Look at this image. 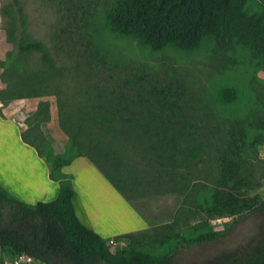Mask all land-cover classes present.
<instances>
[{"label":"rangeland","instance_id":"rangeland-1","mask_svg":"<svg viewBox=\"0 0 264 264\" xmlns=\"http://www.w3.org/2000/svg\"><path fill=\"white\" fill-rule=\"evenodd\" d=\"M112 1L0 0V115L13 121L20 133L45 156H55L64 151L68 137L58 125L59 102L53 94L24 96L25 88L37 79L48 91H58L62 105L69 110L84 100L87 102L86 92L90 93L91 104L100 101L107 108L110 103L104 98H94L93 92L147 94L152 91L162 98L160 102L170 111L171 125L179 131L175 142L184 153H174L173 170L165 161L160 168L147 150V146L155 144L150 136L132 142L102 134L98 144L100 152L107 153L101 168L117 165L119 175L108 171V177L150 221L151 228L158 229L177 219L176 231L191 234L193 227L204 220L203 214L191 218L188 211H194V199L208 197L216 186L219 159L226 152L229 129L236 122L243 129L238 160L242 164L240 175L244 187L240 191L247 198L262 200L264 71L261 65L251 60L246 48L235 44L219 47L212 38L184 52L172 48L151 51L130 38L115 37L100 13ZM246 8L253 12L264 10V0H250ZM28 41L39 42L43 51L17 57L16 46ZM42 54L51 60L58 70L56 74L42 65ZM8 56L17 59L24 71L8 70L3 74L2 63ZM228 87L236 93L232 101L221 97L222 90ZM0 145L5 150L13 147L9 139L3 143L0 140ZM190 148L196 151L193 156L187 154ZM174 182L177 183L173 186ZM183 183H187L186 189L182 188ZM115 194L120 197L116 191ZM112 198L107 197L106 203L110 201L109 212L119 219L120 207ZM207 223L216 231L230 227L226 236L214 244L180 250L176 256L178 264H206L217 257L252 248L264 223V209L238 217L210 219ZM108 242L111 251L127 244L122 239ZM141 249L156 251L149 245ZM13 259L8 252L2 264H13ZM31 264L42 263L33 260Z\"/></svg>","mask_w":264,"mask_h":264},{"label":"trees","instance_id":"trees-1","mask_svg":"<svg viewBox=\"0 0 264 264\" xmlns=\"http://www.w3.org/2000/svg\"><path fill=\"white\" fill-rule=\"evenodd\" d=\"M249 1L113 0L100 13L108 23L111 35L130 38L151 51L172 48L188 52L198 48L204 39L212 38L219 47L235 44L246 48L251 60L261 65L264 71V10H247ZM16 50L17 57H22L42 52L43 46L39 42L28 41L18 44ZM40 61L51 74H56L58 70L45 54L41 55ZM8 70L15 73L24 71L21 63L9 56L2 63V73ZM37 80L25 88L24 96L39 97L50 93L56 97L59 102L58 125L66 133L68 141L61 154L45 156L20 133L21 141L33 147L37 156L50 164L49 179L57 183L58 192L50 202L26 204L0 186V249H8L11 256L22 255L42 264H178L176 256L180 250L214 244L226 236L230 226L216 231L209 227L208 220L238 217L264 209V198H247L240 191L244 187V178L240 175L242 164L238 160L243 147V129L241 123L236 122L229 129L227 149L219 159L216 186L208 197L194 199L195 209L192 213L188 211L191 218L204 215V220L193 227L192 233H178L175 219L158 229L149 227L119 235L115 239L126 240L127 244L122 249L111 251L108 241L77 219L70 176L61 173V168L76 157H85L120 193L107 175L108 171L119 175L117 165L112 163L111 167L101 168L107 160V153L98 149L102 134L117 135L132 142L141 136L152 137L155 144L147 146V150L151 151L160 168L166 164L173 170L171 159L174 153H184L178 150L175 142L179 131L171 125V114L168 107L160 102L162 98L159 99L152 91H147V94L140 91H92L94 98H104L110 103L107 108H103L100 101L91 104L90 93L86 92L87 102L84 100L69 110L62 105L58 91H48V87ZM221 97L224 101L234 100V88H224ZM135 131L136 134L133 133ZM91 137L95 138L92 140ZM194 152L193 148L187 149L189 156ZM111 156L112 160L115 159V152ZM182 185L183 189L187 188V183ZM177 190L181 191V188ZM145 245L155 247L156 251L142 250ZM206 264H264V223L252 248L217 257Z\"/></svg>","mask_w":264,"mask_h":264},{"label":"crops","instance_id":"crops-1","mask_svg":"<svg viewBox=\"0 0 264 264\" xmlns=\"http://www.w3.org/2000/svg\"><path fill=\"white\" fill-rule=\"evenodd\" d=\"M8 139L12 149L5 150L0 145V186L26 204L54 200L58 185L49 179L50 164L21 141L20 130L13 121L0 115V140L3 143ZM60 171L70 176V184L75 193L73 205L77 219L100 238L111 241L119 235L150 227V221L141 215L124 194L115 190L87 158L76 157ZM107 197H113L120 207L117 211L119 219L109 212L110 201L106 203ZM8 252L6 248L0 249V264Z\"/></svg>","mask_w":264,"mask_h":264},{"label":"built area","instance_id":"built-area-1","mask_svg":"<svg viewBox=\"0 0 264 264\" xmlns=\"http://www.w3.org/2000/svg\"><path fill=\"white\" fill-rule=\"evenodd\" d=\"M31 264L32 263V259H30L29 257H25L22 255L16 256L13 259V264Z\"/></svg>","mask_w":264,"mask_h":264}]
</instances>
